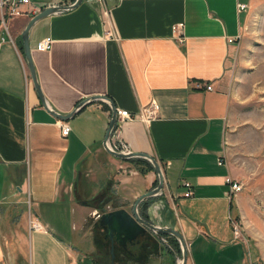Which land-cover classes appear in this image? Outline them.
I'll use <instances>...</instances> for the list:
<instances>
[{
    "label": "crops",
    "instance_id": "obj_1",
    "mask_svg": "<svg viewBox=\"0 0 264 264\" xmlns=\"http://www.w3.org/2000/svg\"><path fill=\"white\" fill-rule=\"evenodd\" d=\"M254 1L80 0L28 30L36 81L55 113L95 95L132 115L157 106L148 121L117 115L108 145L158 162L163 187L139 203L138 213L179 234L184 264H247V240L233 238L229 221L239 216L238 194L227 198L225 179L238 180L225 157L220 78ZM29 2L25 14L6 18L5 28L0 23V264H177L179 245L169 234L161 233L162 241L146 230L125 248L104 237L99 215L129 211L156 175L102 149L106 103L90 101L66 121L41 106L21 32L35 13L73 0ZM238 3L246 8L237 11ZM103 9L113 36L105 35ZM176 23L183 25L181 43L171 31ZM44 38L49 49L36 50ZM59 121L69 126L66 136ZM184 183L189 197L182 196ZM30 219L45 229H30Z\"/></svg>",
    "mask_w": 264,
    "mask_h": 264
},
{
    "label": "rangeland",
    "instance_id": "obj_2",
    "mask_svg": "<svg viewBox=\"0 0 264 264\" xmlns=\"http://www.w3.org/2000/svg\"><path fill=\"white\" fill-rule=\"evenodd\" d=\"M248 11L220 78L227 98L224 146L241 185L235 219L250 249L246 262L264 264V0Z\"/></svg>",
    "mask_w": 264,
    "mask_h": 264
},
{
    "label": "water",
    "instance_id": "obj_3",
    "mask_svg": "<svg viewBox=\"0 0 264 264\" xmlns=\"http://www.w3.org/2000/svg\"><path fill=\"white\" fill-rule=\"evenodd\" d=\"M79 2L80 0H73V2L69 5H65V6L55 5V6L46 7L41 11L35 13L32 17H30L25 27L23 28V31L21 32L22 51L32 86L36 92L37 97L39 98L41 106L45 109V111L49 113L52 117L63 121L68 120L77 110H79V108H81L84 104L90 101L99 100L107 104L110 111V117L101 142L102 149L107 154L115 158H119V159L140 158L146 160L151 165L156 175V185L152 189L137 196L133 201L129 211L123 208H118L100 214L98 219V224L101 226L104 232V237H107L110 241L115 240L118 245H120L122 248H125L127 243H133L136 237L138 235H142L146 230L151 231L159 238H161L160 236L161 233L169 234L176 239L179 245L180 258L177 264H184L186 257V248L179 234L170 228L153 226L152 224L148 223L143 218H141V216L138 213V205L141 201L149 197H152L160 192V190L163 187V177L158 162L150 155L140 152L120 151L109 147L108 138L115 125L117 118L116 109L114 108L111 101L106 96H102V95L86 97L81 101H79L69 113L58 114L47 107L44 98L41 94V91L38 87L30 59L29 48H28V42H27L28 30L32 26V24L38 19L70 10L74 8ZM161 240L163 241V239Z\"/></svg>",
    "mask_w": 264,
    "mask_h": 264
},
{
    "label": "built area",
    "instance_id": "obj_4",
    "mask_svg": "<svg viewBox=\"0 0 264 264\" xmlns=\"http://www.w3.org/2000/svg\"><path fill=\"white\" fill-rule=\"evenodd\" d=\"M29 4H30L29 0H0V13H1L0 23L4 26V22L6 18L25 14L26 13L25 8ZM245 8H246V5L243 3H238L236 5L237 11H242ZM102 14H103L102 24L105 27V35L113 36L110 30V27H109V19H108L107 10L103 9ZM182 29H183L182 23H176L171 26V31L178 43H181L183 41ZM50 42L51 40L49 38H44L36 44L35 48L38 51H47L50 47ZM227 42L228 43L232 42V39L228 38ZM203 84H204L203 85L204 90L206 91L211 90L210 84H207V83H203ZM116 114L118 115L120 119H124V120L139 119L142 121H148L149 119H152L156 116L157 106L155 105V103L151 102L148 108L142 109L137 114L132 115L126 110H118L116 111ZM59 131L62 136H66L67 133L69 132V126L65 122L59 121ZM219 163H220V160H219ZM225 183L228 185V190L226 192L227 198L234 197L240 192L241 185L238 181H234L230 178H226ZM184 188L185 189H184V192L182 193V196L183 197L191 196V190H190V186L188 183H184ZM229 221H230L231 228H232L233 238L235 239L240 238L241 232H240V227L238 226L239 225L238 221L235 218H231L229 219ZM28 227L34 230H44L45 229L44 226L37 219H30L28 221Z\"/></svg>",
    "mask_w": 264,
    "mask_h": 264
},
{
    "label": "trees",
    "instance_id": "obj_5",
    "mask_svg": "<svg viewBox=\"0 0 264 264\" xmlns=\"http://www.w3.org/2000/svg\"><path fill=\"white\" fill-rule=\"evenodd\" d=\"M126 160L141 165V167L139 168V171L140 172H143L144 169L153 170L152 167H151V165L146 160H144V159L131 158V159H126ZM154 184H156V181L154 182ZM175 245H177L176 241H175Z\"/></svg>",
    "mask_w": 264,
    "mask_h": 264
}]
</instances>
